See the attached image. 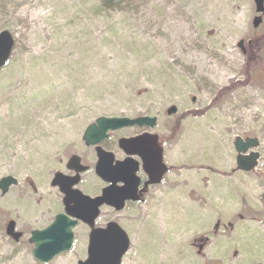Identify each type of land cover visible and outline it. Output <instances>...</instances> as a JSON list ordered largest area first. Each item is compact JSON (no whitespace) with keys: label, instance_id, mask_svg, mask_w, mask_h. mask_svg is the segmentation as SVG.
Listing matches in <instances>:
<instances>
[{"label":"rangeland","instance_id":"obj_1","mask_svg":"<svg viewBox=\"0 0 264 264\" xmlns=\"http://www.w3.org/2000/svg\"><path fill=\"white\" fill-rule=\"evenodd\" d=\"M254 16L253 0H127L115 9L0 0V31L15 40L0 69V178L18 180L0 197L3 212L44 220L57 199L50 179L95 118L156 116L176 180L145 214L121 213L131 241L121 264H229L233 251L236 264L263 259L264 46L254 64L244 59L247 44L264 38V15L256 29ZM171 105L177 112L167 115ZM235 136L258 138L254 174L233 171ZM217 217L224 230L209 236L203 258L192 241ZM5 249L0 233V264H35Z\"/></svg>","mask_w":264,"mask_h":264},{"label":"flooded vegetation","instance_id":"obj_2","mask_svg":"<svg viewBox=\"0 0 264 264\" xmlns=\"http://www.w3.org/2000/svg\"><path fill=\"white\" fill-rule=\"evenodd\" d=\"M158 125H160L159 122H156L152 127L147 125H132L107 132L106 137L99 142V147L110 154L107 156L106 161V181L102 180L95 173V163L97 161L96 145H86L81 137V150H74L64 161H60L61 168L57 171L61 172L63 176L62 179L64 183L67 184L76 176L78 179L77 183L70 189H77L84 195L96 198L102 194L104 188H108L109 191L107 194L112 201H116L114 203H117L119 197H125L122 208L117 209L115 204H101L97 208L95 217H92L94 211L91 203L79 201V199H76V195L75 201H72L65 192V190H70L68 188L69 186L65 187V190L62 191L59 187L50 184V187L56 192L57 199L45 208L46 211L43 214V221L20 222L21 219L18 215H6L3 212V207H0V233H3L6 242V249L4 250L5 254L13 257L19 254L29 253L32 257L34 244L30 239L33 232L46 229L52 224L58 215H61L63 217L62 219L74 222L71 227L72 245L69 250L61 252L59 255L55 256L53 260L66 254L68 256L71 254L72 257L78 258L76 264H78V261L86 259L88 256L90 234L95 232L99 235L100 239L95 241L96 246L98 244L107 245L108 241L102 237L108 234L109 231L107 228L108 224L111 222L117 223L119 227L128 234L126 229L122 226L121 213L125 212L126 216L124 219L126 221H132L137 214H145L147 209L156 206L160 198L161 188L164 187L167 182L168 185L170 184V189L174 188V186L171 185V182L176 180L175 171L165 160V145L167 139L164 138L165 135H163L162 132L159 131L160 129L157 128ZM172 130L173 128L170 129L169 134L171 138L175 134ZM121 139L136 140V143L128 148V150H124L119 145ZM258 147L259 146H257L256 150L259 153ZM159 150L161 151V160L167 167L165 173L160 178H158L157 172L159 163L156 161L157 152ZM71 156H77L79 158V163L76 164V167L83 166L85 167L84 171L79 174L75 172V169L68 163V159ZM259 159L260 153L258 161ZM156 166L157 170H155ZM238 172L254 174L256 171L254 169L251 171L238 170ZM88 178L90 183L86 184ZM29 185L33 187L32 182H29ZM9 188L6 193H0V197L9 193ZM71 194L73 196V193ZM227 225L233 229L232 223L229 222ZM224 227L225 224L217 217L213 220L212 231H208V235L193 239L192 245L196 248V252L199 256L205 258L204 249L209 245V236L213 237L218 235V233H221L224 230ZM62 228L63 225H61L58 230L61 231ZM60 235L61 234H57L58 237ZM127 236L129 237V235ZM92 254L100 256L108 255L107 250L104 251L98 249H94ZM236 256V251H233V259L228 258L225 261L229 264H236L234 261ZM221 259L222 256L219 255V257L212 263H215L217 260L220 261ZM204 262V264H211L209 257L204 260ZM35 264L45 263L35 261ZM252 264H264V258L253 260Z\"/></svg>","mask_w":264,"mask_h":264},{"label":"water","instance_id":"obj_3","mask_svg":"<svg viewBox=\"0 0 264 264\" xmlns=\"http://www.w3.org/2000/svg\"><path fill=\"white\" fill-rule=\"evenodd\" d=\"M254 9L256 15L252 19V27L257 28L262 21V15L264 14V0H253ZM14 44L13 37L11 33L7 30L0 31V67H2L7 59L10 56ZM237 46L244 53L243 40H240L237 43ZM177 108L174 105L169 106L166 109L167 115L175 114ZM156 121L155 117L151 116H141L136 117L134 119H130L128 117H104L100 116L95 119V122L88 125L83 133V140L87 145L98 144L99 141L106 136V132L108 130L117 129L123 126L130 125H148L152 127ZM136 140H121L120 146L124 150H128V148L132 147L135 144ZM258 145V140L256 138L245 137L242 139L240 136H236L233 140V147L236 152V169L249 171L254 169L257 163V158L259 154L256 151H251L249 154H245L248 149L255 148ZM98 152V160L95 166V172L98 176H100L103 180L107 179V166L106 161L108 155L99 147H97ZM156 161L159 163L158 165V178L165 172L166 167L165 164L161 162V151L157 152ZM68 163L71 164L72 168L75 169L76 173H80L85 170V167H76V164L79 163V158L77 156H71L68 160ZM157 170V166L156 169ZM63 176L60 172H56L53 175L51 180L52 186H58L60 190L64 191L65 187L69 189L77 183V177L72 178L69 183H64ZM17 183V180L11 176L7 175L0 178V191L1 194L6 193L8 187ZM72 191V192H70ZM108 189L104 188L102 190V194L99 197L91 198L87 195L82 194L77 189H70L68 191L65 190L67 196L75 201L79 199V201H84L87 203H91L92 209L94 211L92 217H95L97 208L101 204H115L117 209L122 208V202L125 197H119L117 203L116 201H112L109 198ZM73 193V196L72 194ZM122 195V194H121ZM67 197V198H68ZM74 197V199H73ZM68 198V200H69ZM61 215H58L55 220L49 225L46 229L42 231H35L30 239V241L34 244V249L32 251L33 257L46 263L50 261L55 255L59 254L62 251L68 250L71 247L72 243V232L71 227L73 226V221H68L66 219H62ZM63 225V228L58 230L60 226ZM10 227V226H9ZM108 234L103 236V239H106V244H98L95 245V241L100 239L99 235L95 232L90 234V241L88 246V256L85 260L79 261L78 264H120L121 259L125 252L129 247V239L126 233L115 223L111 222L108 224ZM57 234H61L59 237ZM94 249L98 250H107V256H100L92 254Z\"/></svg>","mask_w":264,"mask_h":264},{"label":"trees","instance_id":"obj_4","mask_svg":"<svg viewBox=\"0 0 264 264\" xmlns=\"http://www.w3.org/2000/svg\"><path fill=\"white\" fill-rule=\"evenodd\" d=\"M126 1L127 0H100V7L102 9H115ZM262 46H264V38H262V36L247 44L246 54L244 55L245 64H254L256 62L258 53L262 50Z\"/></svg>","mask_w":264,"mask_h":264}]
</instances>
